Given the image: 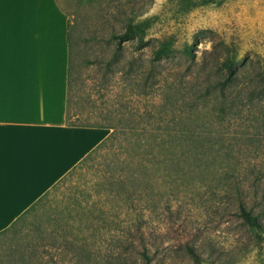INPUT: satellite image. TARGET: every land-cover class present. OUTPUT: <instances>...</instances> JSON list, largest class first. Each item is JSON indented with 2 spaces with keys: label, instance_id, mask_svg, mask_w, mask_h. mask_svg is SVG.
Wrapping results in <instances>:
<instances>
[{
  "label": "trees",
  "instance_id": "obj_1",
  "mask_svg": "<svg viewBox=\"0 0 264 264\" xmlns=\"http://www.w3.org/2000/svg\"><path fill=\"white\" fill-rule=\"evenodd\" d=\"M116 39L119 51L128 41L145 43L135 26L116 35ZM69 50L70 82V31ZM178 51L169 44H161L153 52L151 63L156 65L174 58ZM183 53L190 58L192 69L203 72L201 82L180 74L179 82H164V96L154 113L133 114L117 125L88 126L108 128L111 132L9 228L0 232V236H11L16 242L13 244L21 241V248L10 249V256L18 264H58L53 257L45 256L49 247L60 252L63 247L62 255H74L75 264H93L96 257L89 245L99 234L103 237L107 234L108 239L119 245L124 238L133 239L126 248L138 250L142 264H161L154 260L145 229L163 197L168 196L166 204H169L178 192L175 184L182 183V176L173 172V168L192 170L191 182L200 185L207 184L205 176L209 175L222 181L226 213L233 211L248 231L263 236L264 67L250 74L244 62L228 53L217 60L214 69H206L190 48ZM104 149L113 153L105 168L97 170L95 178L82 185L83 190L77 186V190L66 195L73 185H79L89 164ZM27 225L31 230L22 235ZM68 226L73 229V237L67 234ZM114 227L117 229L113 230ZM135 238L142 249L136 246ZM254 247L250 241L239 252H218V257L222 264H232L238 253H249ZM197 249L191 244L185 246L186 255L194 263L200 261ZM106 261V264H136L113 254ZM0 264H5L4 259Z\"/></svg>",
  "mask_w": 264,
  "mask_h": 264
},
{
  "label": "rangeland",
  "instance_id": "obj_2",
  "mask_svg": "<svg viewBox=\"0 0 264 264\" xmlns=\"http://www.w3.org/2000/svg\"><path fill=\"white\" fill-rule=\"evenodd\" d=\"M59 2L71 23L72 59L67 117L70 125H117L118 121L133 114L146 116L156 111L164 96V82H179L180 74L201 82L203 72L191 68L190 58L183 53L186 48L195 53L198 63L206 69H214L217 60H222L228 53L244 62L245 70L250 74L264 67V0ZM130 26L136 27L137 35L143 36L145 43L128 41L119 51L116 35L126 32ZM161 44L177 48L178 54L152 65L153 52ZM112 156L110 150L100 151L96 161L90 163L86 173L80 177L79 185H73L70 192H65L66 195L77 190V186L83 190L82 185L94 179L97 170L105 168ZM171 170L180 172L182 183L175 184L178 192L171 197L169 204H166L168 196L163 197L145 229L152 244L154 260L161 264H222L218 252H239L240 247L253 241L255 247L252 251L238 253L237 261L232 264H264V234L254 235L233 211L226 213L222 181L209 175L205 176L207 184L200 185L191 182L194 177L192 170ZM116 229L114 227L113 230ZM30 230L27 225L22 235ZM72 231L68 226L67 234L72 236ZM132 240L124 238L119 245L108 239L107 234L105 237L101 234L95 236L89 245L96 257L93 264H106L110 254L142 264L140 252L126 248ZM134 241L142 249L140 241L137 238ZM13 243L16 242L11 236H0V260L4 259L5 264H18L10 256V249L21 248L22 244L21 241L17 243L19 245ZM186 244L198 247L199 263H194L186 255ZM48 251L45 256L53 257L58 264H75L74 255H62L63 247L61 252L54 247H49Z\"/></svg>",
  "mask_w": 264,
  "mask_h": 264
},
{
  "label": "crops",
  "instance_id": "obj_3",
  "mask_svg": "<svg viewBox=\"0 0 264 264\" xmlns=\"http://www.w3.org/2000/svg\"><path fill=\"white\" fill-rule=\"evenodd\" d=\"M70 25L59 0H0V232L111 132L67 122Z\"/></svg>",
  "mask_w": 264,
  "mask_h": 264
}]
</instances>
